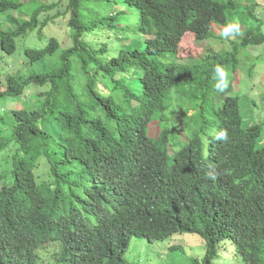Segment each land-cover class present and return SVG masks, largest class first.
Here are the masks:
<instances>
[{"label": "trees", "instance_id": "obj_1", "mask_svg": "<svg viewBox=\"0 0 264 264\" xmlns=\"http://www.w3.org/2000/svg\"><path fill=\"white\" fill-rule=\"evenodd\" d=\"M0 15V99L13 102L7 123L0 110V264H129L133 235L177 234L203 239L193 264L228 249L264 264V122L246 123L238 91L245 53L264 43L254 3L0 0ZM59 17L69 47L50 36ZM214 25L232 28L231 47L181 61L186 37L210 41Z\"/></svg>", "mask_w": 264, "mask_h": 264}, {"label": "rangeland", "instance_id": "obj_2", "mask_svg": "<svg viewBox=\"0 0 264 264\" xmlns=\"http://www.w3.org/2000/svg\"><path fill=\"white\" fill-rule=\"evenodd\" d=\"M244 3L255 4V8L257 13L259 14V18L262 19V22L254 21L251 23L252 27L257 28V23H261L263 25L264 30V0H244ZM102 5H99L98 8L101 9ZM109 7V6H107ZM120 8V5L118 6ZM131 17L134 23L137 25V13L134 15L129 14L126 22L131 20ZM4 21V17L0 15V23ZM57 25L52 24L49 30L51 31L50 36H57L61 41L63 47H69L72 45V40L69 36V30L67 27L68 18L59 17L57 20ZM2 28V26H1ZM124 35L126 36L125 44H129L128 36L130 33L127 29ZM213 30L215 32L214 39L205 42H197L193 40V37L187 36L184 40L181 48H180V58L181 61L184 62H192L193 58L198 55H204L207 50L218 51L225 48H230L231 43L228 41L235 40V36L232 33H225L223 28L213 26ZM121 36V34H119ZM136 38V36H135ZM36 37H34V41H36ZM118 45H121V40L117 42ZM138 45V44H137ZM139 46V45H138ZM245 55H249V59L244 62L243 66L246 67L245 71L241 70L240 73V85L238 86V91L242 94V107L244 109L243 113L246 120V123H256V122H264V114L259 116L261 110L257 108H253V100H255L258 107L261 105L264 108V101L262 95L264 94V43L258 46H253L249 50V54L245 53ZM19 55L10 56V59L18 58ZM259 57V60L257 59ZM257 59V60H255ZM256 61L255 68H253L249 73V66L253 61ZM37 71H44L50 68V66L45 63L43 60L35 62L31 65V68ZM29 67H25V71L27 72ZM136 88L138 87V81H134ZM101 89H105V92H108V89L105 88L103 84L100 85ZM237 88H234L228 94L240 95L239 92L236 91ZM220 103V101H218ZM13 102L11 98H1L0 99V110L5 108V111L2 110L1 114L3 115L4 121L6 123L9 119V115L11 114V107ZM260 104V105H259ZM252 109V110H251ZM251 110V111H250ZM259 116V119L257 117ZM157 124H153L150 126L149 134L151 136H156L154 130L156 129ZM188 129V126H186ZM186 129V130H187ZM212 133V131H209ZM180 136V133L177 134ZM262 143L264 144V133L262 136ZM208 142V139H207ZM11 145L10 148H13L17 145L15 140H9ZM208 151V148H206ZM199 235L196 234H177L174 237L162 241V242H149L144 238L134 237L131 243L130 248L126 253V259L129 261V264H193L192 259L194 258H202L206 252V246H203L202 243H197L196 240H201ZM203 240V239H202ZM177 245L179 248L172 250V246ZM51 246V247H50ZM45 248L49 254L54 252L57 246L50 245ZM229 247L231 245L229 244ZM42 258V257H41ZM39 264H44L43 261H40ZM215 264H244L241 256H236L232 253L231 249L226 250V252H221Z\"/></svg>", "mask_w": 264, "mask_h": 264}, {"label": "clouds", "instance_id": "obj_3", "mask_svg": "<svg viewBox=\"0 0 264 264\" xmlns=\"http://www.w3.org/2000/svg\"><path fill=\"white\" fill-rule=\"evenodd\" d=\"M232 31V28H226L225 29V33H228V32H231ZM215 74H216V80H217V83H216V85H215V87H216V89L218 90V91H221V92H223L224 90H225V88L227 87V78H226V72H225V70L222 68V67H220V66H217L216 68H215ZM135 81V80H134ZM134 81L132 82V83H134ZM138 83H139V80H138ZM139 85V84H138ZM133 88L134 89H136V85H135V83H134V85H133ZM181 135H184V134H181ZM217 139H220V140H225V139H227V132L226 131H221L218 135H217V137H216ZM263 139V138H262ZM46 168V167H45ZM99 168V164L98 163H95L94 165L93 164H91L88 168H87V170L83 173V174H81L80 176H79V179L81 180V179H83L85 176H86V172H88V175H90V173L93 171V170H96V169H98ZM47 178V177H46ZM85 197H87L86 195H85ZM134 237H138L137 235H133L131 238H130V240H129V245H128V249L130 248V246H131V243H132V240H133V238ZM139 238H144V237H139ZM145 239V238H144ZM147 240V239H146ZM150 242V241H149ZM46 258H47V261L49 262V260H51V258L49 257V255H44ZM54 263V260H53V258H52V260L50 261V264H53Z\"/></svg>", "mask_w": 264, "mask_h": 264}, {"label": "bare ground", "instance_id": "obj_4", "mask_svg": "<svg viewBox=\"0 0 264 264\" xmlns=\"http://www.w3.org/2000/svg\"><path fill=\"white\" fill-rule=\"evenodd\" d=\"M33 245V244H32ZM34 252V251H33ZM34 254H36V253H34Z\"/></svg>", "mask_w": 264, "mask_h": 264}]
</instances>
